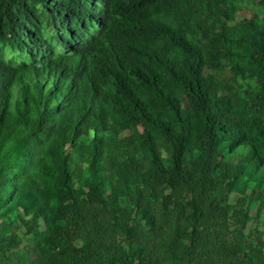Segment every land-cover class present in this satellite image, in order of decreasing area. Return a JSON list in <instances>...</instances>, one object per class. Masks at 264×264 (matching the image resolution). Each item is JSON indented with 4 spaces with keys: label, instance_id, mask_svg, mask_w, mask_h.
Listing matches in <instances>:
<instances>
[{
    "label": "trees",
    "instance_id": "trees-1",
    "mask_svg": "<svg viewBox=\"0 0 264 264\" xmlns=\"http://www.w3.org/2000/svg\"><path fill=\"white\" fill-rule=\"evenodd\" d=\"M36 1L59 34L0 0V43L28 57L0 55V264H264V19L225 26L227 0ZM234 49L253 89L206 71ZM250 209L263 231L245 234Z\"/></svg>",
    "mask_w": 264,
    "mask_h": 264
},
{
    "label": "rangeland",
    "instance_id": "rangeland-1",
    "mask_svg": "<svg viewBox=\"0 0 264 264\" xmlns=\"http://www.w3.org/2000/svg\"><path fill=\"white\" fill-rule=\"evenodd\" d=\"M30 6L35 8L36 14L41 18V28L43 30V38L57 35L59 34L58 26L63 24L62 20H59L57 23L53 20L50 12H49V4L48 3H41L36 0H25ZM232 4L234 7L233 19L232 23H225L226 20L222 15L217 16L221 22L225 23V26H230L233 23L243 21L244 19H248L251 17H256L257 19H264V0H227ZM206 13V12H205ZM202 23L206 26L214 27L212 30L217 32L219 27H215L214 24L215 18L212 17H201ZM207 28V27H206ZM93 31V29H91ZM188 37L191 40H201L202 35L198 29L189 30ZM236 50H231L230 55L228 56V60L226 58L220 59L224 68L221 70L206 68L208 74H211L217 78L218 81L223 82L227 86L233 87V89L239 93L246 89H253L255 87V80L248 76L247 74L236 75L234 74L231 69L230 65L232 61L238 60V56L236 55ZM203 52V50L201 49ZM58 52H64L62 49H58ZM0 55L6 60H13L16 64L20 63L21 61H28V57L25 55H21L18 52H13L7 45L0 43ZM128 133V132H127ZM244 152V151H243ZM167 161L170 158H166ZM249 193L250 190H249ZM240 197L239 194L230 193L228 196V201L231 204H234L236 200ZM246 205V204H244ZM249 213L253 219H249L246 226H245V234L253 233V231H263V227L259 225L254 218L255 210L250 209ZM19 236L22 239V242L25 243L27 238L19 232Z\"/></svg>",
    "mask_w": 264,
    "mask_h": 264
}]
</instances>
